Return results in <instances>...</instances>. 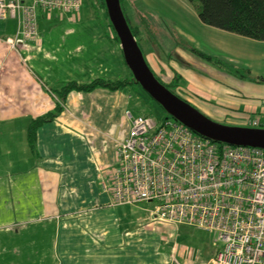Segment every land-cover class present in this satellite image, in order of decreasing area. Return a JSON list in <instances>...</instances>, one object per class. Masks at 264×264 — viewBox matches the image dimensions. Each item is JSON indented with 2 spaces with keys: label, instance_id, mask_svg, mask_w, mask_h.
Listing matches in <instances>:
<instances>
[{
  "label": "crops",
  "instance_id": "crops-1",
  "mask_svg": "<svg viewBox=\"0 0 264 264\" xmlns=\"http://www.w3.org/2000/svg\"><path fill=\"white\" fill-rule=\"evenodd\" d=\"M16 29L14 20L0 22V264H152L149 257L120 255L119 246L100 248L82 224L85 215L111 208L102 175L109 143L127 137L116 116L126 98L103 88L72 91L63 101L58 94L68 82L86 86L124 74L104 16L39 13L37 40L12 50L5 41ZM200 68L179 73L189 97L230 112L235 121L264 119V95L212 67ZM57 105L61 112L36 130L32 151L31 121Z\"/></svg>",
  "mask_w": 264,
  "mask_h": 264
},
{
  "label": "built area",
  "instance_id": "built-area-1",
  "mask_svg": "<svg viewBox=\"0 0 264 264\" xmlns=\"http://www.w3.org/2000/svg\"><path fill=\"white\" fill-rule=\"evenodd\" d=\"M80 10V0H0V22H17L5 43L12 50L34 43L39 13ZM125 116L130 129L117 142L115 168L103 184L109 207L147 204L153 225L207 233L215 246L207 264H264V150L216 144L173 120ZM248 126L264 128V119ZM169 264L181 263L172 256Z\"/></svg>",
  "mask_w": 264,
  "mask_h": 264
},
{
  "label": "rangeland",
  "instance_id": "rangeland-1",
  "mask_svg": "<svg viewBox=\"0 0 264 264\" xmlns=\"http://www.w3.org/2000/svg\"><path fill=\"white\" fill-rule=\"evenodd\" d=\"M80 1L81 15H98L100 12L102 14L101 9L96 12L91 9L90 3L95 0ZM95 2L100 5L99 0ZM194 6L195 4H190L186 0H124L123 3L124 14L129 20L131 29L138 31L135 40L143 59L161 85L168 87L169 91L171 90L179 99L202 116L210 117L208 119L216 124L249 128L248 119L260 118L258 115L246 116L243 117L244 119L240 117L242 120L235 121L232 117L236 116L230 112L189 97L178 76L181 70L186 69L202 72L200 66L205 65L206 68L212 67L214 71L229 76L231 82L252 86L248 92L264 95V82L260 81L264 79V42L250 41L203 25L198 20ZM192 50L225 63H228L227 59L232 57L235 64L228 63V65L232 66L237 74L231 75L203 62ZM123 70L124 74L122 73L118 80L130 77L127 69ZM242 76L246 79H242ZM120 93L126 98V105L120 106L116 115L120 134L126 135L130 129L129 121L125 116L127 110L133 116L149 115L158 122L165 119L173 120L136 85L125 87ZM260 105H263L264 109V99L261 100ZM260 111L262 109H259ZM109 148L108 166L102 175V180L105 182L108 181L105 172L109 175L115 168L113 151L114 148L116 150L117 144L109 143ZM149 209L151 206L143 203L101 209L91 215H85L82 224L86 225L89 234L100 248L117 249L119 246L120 255L149 257L152 262L160 258L158 264L159 262L163 264L164 261L171 260L172 256L177 259L187 258L186 254L180 252L183 248L192 252V258L187 259L189 264H206L215 247L211 236L185 225H153L147 213ZM122 247H124L123 251H121ZM175 247L178 252L173 251ZM154 255L160 256L154 258Z\"/></svg>",
  "mask_w": 264,
  "mask_h": 264
},
{
  "label": "trees",
  "instance_id": "trees-1",
  "mask_svg": "<svg viewBox=\"0 0 264 264\" xmlns=\"http://www.w3.org/2000/svg\"><path fill=\"white\" fill-rule=\"evenodd\" d=\"M95 1L90 3L91 9L94 12L101 10L103 11L102 15L104 16L105 22L107 23V26L112 34L113 41L117 44V46H119V42L109 23L103 0H99L100 5H97ZM186 1H188L190 4H195L194 7L196 10L198 20L203 25L226 33H230L232 35L241 38L248 39L250 41L264 42V0H186ZM119 3L123 15L125 17V20L131 31V34L133 35L134 39H136V36L138 35V31L131 29L129 25V20L124 14V9H123L124 0H119ZM98 14H101V12ZM192 51L200 59H202L203 62L216 66L217 68H219V70H223L231 75L236 73L235 72L236 70L232 69L231 68L232 66L228 65V63H225L211 56H207L199 52H195V50ZM120 58L123 66L127 69V67L123 62L121 52H120ZM129 74L130 77L119 79L113 82L105 81L103 79H97L86 86H78L73 82L70 83L68 82L65 85H63V87L60 90V93L58 94V97L61 99V101H63L64 98L72 91L89 93L98 88L110 89L112 91H121L125 87H129L133 85L134 86L136 85L138 88H140L138 84L135 83L130 72ZM241 78L246 79L243 76ZM260 81L264 82V79H261ZM165 88L168 89V87ZM170 92L174 94L171 90ZM60 112H61V108L57 105L52 113H49L44 117L31 121L30 126L28 128L27 137H28L29 147L32 151H34L36 130L42 125L53 121L59 115ZM137 116L152 118L149 115H137ZM260 129H264V128H260ZM160 255H154L153 257L157 258ZM159 260L160 258L156 259V261H153L152 264H158ZM159 263L162 264V262ZM163 264H168V262L164 261Z\"/></svg>",
  "mask_w": 264,
  "mask_h": 264
},
{
  "label": "water",
  "instance_id": "water-1",
  "mask_svg": "<svg viewBox=\"0 0 264 264\" xmlns=\"http://www.w3.org/2000/svg\"><path fill=\"white\" fill-rule=\"evenodd\" d=\"M106 14L119 42L123 62L140 89L174 121L195 135L216 144L264 150V129L228 127L199 114L161 85L146 65L123 15L119 0H103Z\"/></svg>",
  "mask_w": 264,
  "mask_h": 264
}]
</instances>
